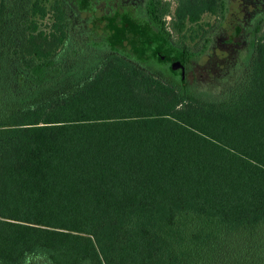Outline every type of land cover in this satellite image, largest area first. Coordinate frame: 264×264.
Instances as JSON below:
<instances>
[{"label": "trees", "instance_id": "obj_1", "mask_svg": "<svg viewBox=\"0 0 264 264\" xmlns=\"http://www.w3.org/2000/svg\"><path fill=\"white\" fill-rule=\"evenodd\" d=\"M260 1L242 71L207 90L171 36L225 17L227 0H145L122 17L121 3L70 51L65 0H0V264H264ZM98 46V67L74 73L72 55Z\"/></svg>", "mask_w": 264, "mask_h": 264}, {"label": "rangeland", "instance_id": "obj_2", "mask_svg": "<svg viewBox=\"0 0 264 264\" xmlns=\"http://www.w3.org/2000/svg\"><path fill=\"white\" fill-rule=\"evenodd\" d=\"M253 1L227 0L228 9L225 17L216 18L208 13L204 14L198 24L188 25L181 34L174 33L171 36L172 40L185 42L191 47L192 51L197 52L189 59L187 64L186 77L189 83H194V86L200 89L219 90L228 86L242 71L246 56L249 53L248 31L246 29L253 24V19L261 12L254 8L260 9L262 7L260 0L258 1L260 4H253ZM66 5L70 4L66 3ZM68 12L74 21V26L69 34L71 43H68L69 47L67 46L70 51L76 44H85V41L91 40L88 35L93 26L96 25V30H100L101 25L96 22L95 18L98 19L100 17L101 9L97 7L96 14L92 12L94 17L95 15L96 17H90L93 25L89 31L86 24L82 23L83 19H80L83 18L86 12L78 11L77 9L71 11L69 7ZM88 13H91V11ZM102 15L104 16L105 14L103 13ZM237 25L241 26L242 32L240 35L233 36V31H237ZM203 34H209L210 40L206 48L200 51L202 41H204L202 38ZM230 34L234 43H226L230 39ZM79 47L78 45L77 48ZM80 50L78 49V51ZM107 50L109 49H105V47L102 49V46H98L88 48L86 52L91 55L80 52L72 55V57L77 59L74 66L70 63L72 71L76 74H83V72L89 74L93 68L98 67L100 58L105 55L104 51ZM69 57L72 61L73 58ZM175 59L180 60L179 58ZM148 67L154 72L159 70V66L157 67L156 65L151 64ZM163 74L167 75L165 78H170L167 73Z\"/></svg>", "mask_w": 264, "mask_h": 264}, {"label": "flooded vegetation", "instance_id": "obj_3", "mask_svg": "<svg viewBox=\"0 0 264 264\" xmlns=\"http://www.w3.org/2000/svg\"><path fill=\"white\" fill-rule=\"evenodd\" d=\"M140 1L142 2V4H144L145 0H96L95 5H91V7H89L88 9L82 10V12L84 11V12H86V14L83 16V18H80V19H83L82 23L86 24L88 31H89V28L93 25V21L91 22L90 17L91 16H93V18L96 17V15L94 17V14L92 12H94L96 14L97 7H99L101 9V15L98 19L97 18H95V19H96V22H99L100 25L103 26L104 21L101 18L103 16L102 14L105 13L107 10H109L112 7L114 8L115 5H116V7H119L121 3H124L125 8H122L123 10L121 11V13H120V11L117 12V14L122 17L125 13H131V12H134L135 10L142 8V6L138 7V8L135 6ZM66 2L68 4H70V5H68V7L70 8L71 11L72 10L74 11L76 9L71 4L72 0H66ZM111 4H112V6H111ZM90 11H91V13H88ZM118 15H115V21H118V19L121 18V17H118ZM75 16H76V14H75ZM171 61H174V62L171 63ZM177 62L179 65L173 66V64L177 63ZM163 65H164L163 67L165 69H167V71H172L174 73H175V71L180 72L182 69V66H181L182 62L180 60H176V59H173V60L169 59L167 61H164ZM183 69H184L185 74H187V64H183Z\"/></svg>", "mask_w": 264, "mask_h": 264}, {"label": "water", "instance_id": "obj_4", "mask_svg": "<svg viewBox=\"0 0 264 264\" xmlns=\"http://www.w3.org/2000/svg\"><path fill=\"white\" fill-rule=\"evenodd\" d=\"M177 65H179L178 62L173 64V66H177Z\"/></svg>", "mask_w": 264, "mask_h": 264}]
</instances>
